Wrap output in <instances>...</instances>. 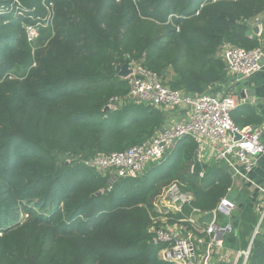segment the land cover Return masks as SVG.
Returning a JSON list of instances; mask_svg holds the SVG:
<instances>
[{
  "label": "trees",
  "instance_id": "16d2710c",
  "mask_svg": "<svg viewBox=\"0 0 264 264\" xmlns=\"http://www.w3.org/2000/svg\"><path fill=\"white\" fill-rule=\"evenodd\" d=\"M263 13L264 0H0V264H173L151 243L157 199L175 184L210 212L232 186L227 170L197 164L196 143L183 138L107 191L108 177L58 156L121 152L162 130L157 109L105 110L128 92L117 76L127 56L163 81L171 73L172 89L207 93L225 80L223 45L258 47L250 24ZM47 17L28 43L22 25ZM231 119L261 124L247 106ZM237 211L246 247L258 216L248 200ZM260 229L247 264H264V221Z\"/></svg>",
  "mask_w": 264,
  "mask_h": 264
},
{
  "label": "built area",
  "instance_id": "2783aa9c",
  "mask_svg": "<svg viewBox=\"0 0 264 264\" xmlns=\"http://www.w3.org/2000/svg\"><path fill=\"white\" fill-rule=\"evenodd\" d=\"M261 15L254 19V24H257ZM39 26L37 21L25 29L28 43H33L38 38ZM221 58L225 64L226 76H234L237 82H241L262 69L264 53L259 46L250 50L223 46ZM125 59L132 71L125 80L128 92L122 98H112L109 109L127 105L145 106L159 111L185 109L186 118L163 127L150 139L124 151L96 154L82 161L83 165L108 177L107 191H110L117 180L140 175L160 162L179 140L192 139L197 145L196 163L200 166H220L229 174L233 171L230 174L231 180H241L248 186L247 200L257 213L258 222L248 249L243 253L242 264H247L252 241L261 232L260 227L264 221V187L251 183L246 177L254 168L257 158L264 156L261 130L254 126L240 128L233 123L231 114L237 109L238 103L230 92L218 95L190 94L184 90L172 89L156 73L145 67L142 60L135 61L128 56ZM213 150L215 153L209 157L208 154ZM195 170V164L191 165L190 173L194 174ZM204 175L205 171L201 169L198 178L202 179ZM232 192L233 186L227 189L226 195L210 211L214 215L211 224L199 226L195 216L208 212L192 206L193 194L181 190L175 184L166 189L157 199L155 207L158 217L149 229L153 240L165 245L159 254L160 258L173 264H209L212 250H224L226 239L235 233L233 215L237 210V203L230 197ZM169 213L181 216L176 221L177 224L190 227L191 231L189 229L187 234L179 237L174 230L167 228L165 224ZM195 232L207 239L203 242L206 245L203 256L197 255L192 237Z\"/></svg>",
  "mask_w": 264,
  "mask_h": 264
},
{
  "label": "crops",
  "instance_id": "0c3cea01",
  "mask_svg": "<svg viewBox=\"0 0 264 264\" xmlns=\"http://www.w3.org/2000/svg\"><path fill=\"white\" fill-rule=\"evenodd\" d=\"M254 23L255 22L253 21L250 24L251 31L249 32V38L256 39L258 42V46L264 53V14L260 16L257 24ZM255 27H257L258 29L256 35H254L252 32V29ZM219 56L221 57V54ZM220 85L234 95L237 100L238 107L247 106L252 108L255 115L261 119V124L254 127H258L261 130L262 133L260 139L264 144V58L262 61V69L250 78L241 82H237L234 76L227 75L225 77V80ZM222 93L223 92L219 94ZM161 112L166 115L164 127L173 122L184 121L186 118L185 109H177L172 111L161 110ZM214 153L215 150L211 151L208 156L211 157V154ZM202 167L210 168L211 166ZM246 177L251 183L264 187V156H260L257 158L254 168L246 175ZM232 186L233 192L231 193L230 197L234 199L237 204L240 203V200H247L249 189L248 186L243 183V181H232ZM253 213L257 214L255 211ZM234 214L235 216L240 215L237 210ZM167 223L165 224L166 227L174 230L179 237L187 234V231L189 229L191 231L190 227H186L182 224L179 225L177 224V222H174L172 224ZM237 225V222L234 221L235 233L226 239L224 250H212L209 264H242L243 253L248 249V246L253 238L254 231L252 232L249 240L248 238L244 239V243L247 242V246L244 247L242 245V240L239 238V229H237ZM262 232L263 231L261 230L260 233L262 234ZM192 237L193 240H195L197 255L203 256L205 254L206 246L203 242H206L207 239L205 238V236L200 235L196 232L193 233Z\"/></svg>",
  "mask_w": 264,
  "mask_h": 264
},
{
  "label": "water",
  "instance_id": "95a60500",
  "mask_svg": "<svg viewBox=\"0 0 264 264\" xmlns=\"http://www.w3.org/2000/svg\"><path fill=\"white\" fill-rule=\"evenodd\" d=\"M257 31H258L257 27L252 29V32H253L254 35L257 34ZM131 74H132V71L129 69V67H128V65L126 63L121 65V66H119L118 73H117V76H118L119 79L126 80ZM108 109H109V107L107 106L105 108V110H108ZM230 174H233V171H230ZM100 194H101V192H98L96 195L98 196ZM213 216L214 215H213L212 212H208L205 215H201V216L197 215V216H195L194 219H195L196 223L199 226L210 225L212 220H213ZM151 243H155V241L152 240ZM191 261L192 262L194 261L193 257H191Z\"/></svg>",
  "mask_w": 264,
  "mask_h": 264
},
{
  "label": "rangeland",
  "instance_id": "374dc122",
  "mask_svg": "<svg viewBox=\"0 0 264 264\" xmlns=\"http://www.w3.org/2000/svg\"><path fill=\"white\" fill-rule=\"evenodd\" d=\"M50 16V12L48 14V17ZM48 17L46 19H43L41 21H39L40 25H44L48 19ZM22 27L24 29H26L28 26L27 25H22ZM40 27V26H39ZM174 79V77L172 76L171 73H166V80L165 82H170ZM225 91H228L226 89H224L220 84H216V85H213L211 86L208 90H207V93L209 94H215V95H218L219 93L221 92H225ZM85 158H81L80 156H69V155H59L58 156V165H61L63 162H66V163H69V162H75L76 164H79L80 162L84 161Z\"/></svg>",
  "mask_w": 264,
  "mask_h": 264
}]
</instances>
